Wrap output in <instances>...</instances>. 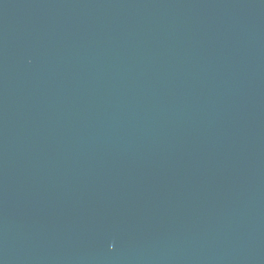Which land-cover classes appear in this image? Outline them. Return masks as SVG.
Masks as SVG:
<instances>
[{
	"label": "water",
	"instance_id": "obj_1",
	"mask_svg": "<svg viewBox=\"0 0 264 264\" xmlns=\"http://www.w3.org/2000/svg\"><path fill=\"white\" fill-rule=\"evenodd\" d=\"M0 264H264V0H0Z\"/></svg>",
	"mask_w": 264,
	"mask_h": 264
}]
</instances>
